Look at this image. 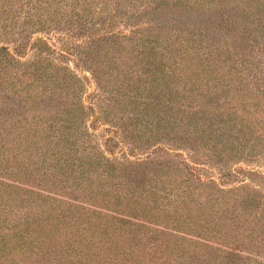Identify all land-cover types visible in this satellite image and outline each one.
Wrapping results in <instances>:
<instances>
[{
	"label": "trees",
	"instance_id": "trees-1",
	"mask_svg": "<svg viewBox=\"0 0 264 264\" xmlns=\"http://www.w3.org/2000/svg\"><path fill=\"white\" fill-rule=\"evenodd\" d=\"M261 161L264 0H0V264H264Z\"/></svg>",
	"mask_w": 264,
	"mask_h": 264
},
{
	"label": "rangeland",
	"instance_id": "rangeland-1",
	"mask_svg": "<svg viewBox=\"0 0 264 264\" xmlns=\"http://www.w3.org/2000/svg\"><path fill=\"white\" fill-rule=\"evenodd\" d=\"M117 28H120V30H122L124 27H122L121 26V24H115V26L113 27V29H117ZM27 54H29V52L27 53ZM27 56V55H26ZM68 63H70V62H68ZM79 72H81V71H79ZM78 72V73H79ZM92 86V85H91ZM90 86V87H91ZM87 87L85 88V92H87ZM91 88H89L88 90H90ZM3 125V124H2ZM4 126V125H3ZM105 126H107V123L106 122H104V123H102V122H99L98 124H97V126H96V128H94L93 130H90V133L93 135V134H95V133H100L101 131H102V128L103 127H105ZM101 137H99V136H96V137H93L92 136V138L89 140V142H90V144H91V140H94V144H95V146H97V147H99L100 148V139ZM119 145L120 144H116L115 146H113L112 147V151H111V154H113V155H116V156H119V152H120V147H119ZM184 152H186V151H183V153ZM158 154H160V153H162V152H157ZM108 155H110V154H108ZM160 159H162V157L160 158ZM246 164H249V165H247V166H253V167H257V168H259L260 170H263L264 171V161H261V162H255V163H250V162H246L245 163V165H244V163H242V165H244L245 167H246ZM200 169H201V167H200ZM198 173H200V174H204L205 173V171H200V172H198ZM5 177V176H4ZM4 180H6V179H4Z\"/></svg>",
	"mask_w": 264,
	"mask_h": 264
}]
</instances>
